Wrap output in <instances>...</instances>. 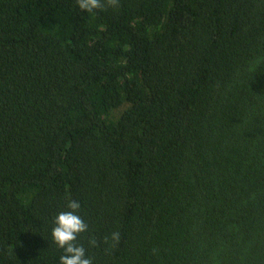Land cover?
I'll list each match as a JSON object with an SVG mask.
<instances>
[{"label":"trees","instance_id":"trees-1","mask_svg":"<svg viewBox=\"0 0 264 264\" xmlns=\"http://www.w3.org/2000/svg\"><path fill=\"white\" fill-rule=\"evenodd\" d=\"M119 3L0 0V264H264V0Z\"/></svg>","mask_w":264,"mask_h":264},{"label":"clouds","instance_id":"clouds-1","mask_svg":"<svg viewBox=\"0 0 264 264\" xmlns=\"http://www.w3.org/2000/svg\"><path fill=\"white\" fill-rule=\"evenodd\" d=\"M76 6L85 12L94 13L95 10L119 8V0H76ZM81 205L78 200L68 198L66 211L59 212L53 219L51 239L57 249L62 250L59 264H93L92 257L86 255L83 244L78 243V236L89 232V225L79 215ZM119 231H112L103 238V242L110 248L119 244ZM89 247H96L95 236L88 239Z\"/></svg>","mask_w":264,"mask_h":264}]
</instances>
